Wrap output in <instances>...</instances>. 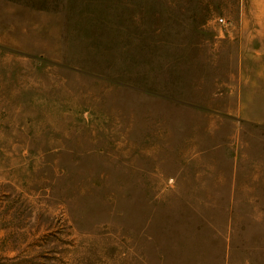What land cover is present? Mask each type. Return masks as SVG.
Segmentation results:
<instances>
[{
  "label": "rangeland",
  "instance_id": "rangeland-1",
  "mask_svg": "<svg viewBox=\"0 0 264 264\" xmlns=\"http://www.w3.org/2000/svg\"><path fill=\"white\" fill-rule=\"evenodd\" d=\"M0 264H264V0H0Z\"/></svg>",
  "mask_w": 264,
  "mask_h": 264
},
{
  "label": "built area",
  "instance_id": "built-area-1",
  "mask_svg": "<svg viewBox=\"0 0 264 264\" xmlns=\"http://www.w3.org/2000/svg\"><path fill=\"white\" fill-rule=\"evenodd\" d=\"M218 22L221 23V24H223V23L226 22V20L223 17H219L218 18Z\"/></svg>",
  "mask_w": 264,
  "mask_h": 264
}]
</instances>
